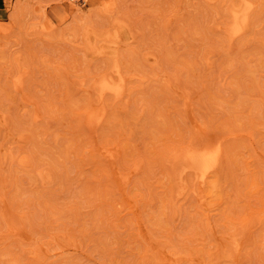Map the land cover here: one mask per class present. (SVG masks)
Masks as SVG:
<instances>
[{
    "label": "rangeland",
    "instance_id": "rangeland-1",
    "mask_svg": "<svg viewBox=\"0 0 264 264\" xmlns=\"http://www.w3.org/2000/svg\"><path fill=\"white\" fill-rule=\"evenodd\" d=\"M0 264H264V0H0Z\"/></svg>",
    "mask_w": 264,
    "mask_h": 264
},
{
    "label": "bare ground",
    "instance_id": "bare-ground-1",
    "mask_svg": "<svg viewBox=\"0 0 264 264\" xmlns=\"http://www.w3.org/2000/svg\"><path fill=\"white\" fill-rule=\"evenodd\" d=\"M239 14V13H238ZM237 15V14H236ZM234 17V16H233ZM238 17V16H237ZM235 20L236 17H235ZM238 21V20H237ZM238 24V23H237ZM236 24V25H237ZM235 25V26H236ZM238 26V25H237ZM239 28V26H238ZM236 29V28H235ZM240 29V28H239ZM238 29V30H239ZM237 30V32H238ZM235 31V30H234ZM236 33V31L234 32V34ZM121 88V87H120ZM118 86H115L113 85L112 83H110V81L108 80H102L100 83H99V92L100 94H103V93H107V92H112V93H115L116 95L120 92V89ZM205 147V146H204ZM207 148V147H205ZM203 150V149H202ZM198 151L202 153V155H198V153H196L198 156H194V157H191L190 159H187L182 163H179L177 164V166L179 167V169H188V170H196V172L198 173L197 176L200 178V181H204L206 178H207V175L208 173L210 172V170L212 169L214 163H215V159H214V154L209 155V152H214V151H210L208 148L207 150L205 151ZM209 150V151H208ZM219 150V149H218ZM194 151V150H193ZM196 151V152H197ZM204 152V153H203ZM207 152V154L205 153ZM194 154V152H191ZM195 155V154H194ZM187 156H189L187 154ZM216 165V164H215ZM195 172V171H194ZM182 175V174H181ZM197 179V178H196ZM202 179V180H201ZM203 183V182H202Z\"/></svg>",
    "mask_w": 264,
    "mask_h": 264
}]
</instances>
